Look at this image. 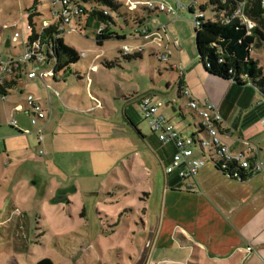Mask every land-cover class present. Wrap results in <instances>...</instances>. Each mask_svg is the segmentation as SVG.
<instances>
[{"label":"rangeland","instance_id":"obj_1","mask_svg":"<svg viewBox=\"0 0 264 264\" xmlns=\"http://www.w3.org/2000/svg\"><path fill=\"white\" fill-rule=\"evenodd\" d=\"M34 1L42 20L53 23L49 0H0V26L20 21ZM115 1L120 7L112 12L116 20L112 29L124 33L125 39H109L96 45L94 26L83 25L84 15L80 24L73 22L81 34L63 35L64 43L80 58L69 67L65 80H47L50 106L60 107L63 114L68 112L64 118L52 107L54 119L60 113L54 151L41 145L44 154L40 155L34 134H17L7 125L11 103L17 101L18 94L6 102L0 98V264H35L45 258L52 264H163L157 263L164 254L162 248L152 252L151 260V253L146 256L145 252L147 242L159 232L148 202L156 190L151 179L156 161L152 153H144L146 147L154 148L133 125L144 137L152 134L138 102L142 95H150L155 103H161L160 110H167L174 128L184 137L196 132L193 114L188 109L183 111L184 118L180 114L188 99H177L183 62L197 55L195 18L187 10L190 0H178L183 7L176 6L177 0H164L176 12L151 16L142 6L126 12L122 6L126 0ZM198 3L206 5L207 16L212 15L208 0ZM89 5L84 3L86 8ZM144 28L155 32L158 44L151 41L152 36L143 38L140 32H134ZM4 36L11 34L7 31ZM123 44L143 48L142 58L125 60L119 50ZM21 46L20 38L12 48L0 45V52L12 54ZM168 50V61L149 54ZM250 54L264 73V41L255 43ZM103 60L114 64L106 68ZM95 64L97 69L87 77L88 67ZM22 82L28 89L24 94L48 97L41 79L23 77ZM14 118L19 120V115ZM23 127H31L27 117H23ZM200 139L207 141L203 132ZM4 142L14 154L9 159L3 152ZM34 175L44 181L35 180ZM69 183L77 185L76 192H55L56 187ZM16 216H20L21 224L15 222Z\"/></svg>","mask_w":264,"mask_h":264},{"label":"crops","instance_id":"obj_2","mask_svg":"<svg viewBox=\"0 0 264 264\" xmlns=\"http://www.w3.org/2000/svg\"><path fill=\"white\" fill-rule=\"evenodd\" d=\"M149 14L156 15L151 12ZM177 48H180L179 45ZM183 64L185 69L181 73L182 86L188 95L177 93V99L190 97L199 103L213 104L221 115V121L218 124L221 139L230 152L233 155L240 153L247 155L251 164L259 159L264 166V92L250 83L238 85L209 75L198 55L187 59ZM94 67L97 69L96 64ZM20 85L23 91L14 94H18L17 101H21L24 91H28L21 80ZM47 95L46 99L38 97L44 108L51 105V93L47 92ZM52 99L55 97L53 96ZM52 107L55 112L61 110L56 105ZM52 107L50 106L49 118L43 127L41 142L32 132L34 127L31 124L30 128L23 127V117L24 119L27 117L29 121L28 115L14 114V116L19 115V120H16L18 127L29 130L30 133L26 135H35L38 153L41 145L49 151L50 149L54 151L55 148L59 124L57 118L61 111L55 114L54 119ZM185 109L193 114L195 120L193 126L196 132L191 136L198 139L203 132L199 131L200 119L188 106L183 110L180 109L182 118L185 117L183 114ZM160 111L172 124L167 116V110ZM66 113L68 112L64 111V114L63 112L61 114L64 116ZM7 125L12 128L8 121ZM130 125L133 124L130 123ZM133 128L143 140L148 139L152 144L154 150L146 147L144 153H152L156 161L155 176H151L152 182L155 181L156 190L152 191L148 202L151 207L150 215L155 219L159 232L153 241H148L146 244V256L151 253L149 260L152 258V252L155 253L162 248L164 254L158 258L157 263L264 264V179L262 174L251 173L244 180L231 178L218 169L213 162L211 150L206 149L203 151L205 162L196 174L189 179H179L176 173L166 174L164 171L174 153L173 144H161L154 133L151 132L152 134L144 137L134 126ZM12 129L17 134H21L15 128ZM177 132L182 135L181 131ZM11 150L4 142L3 152L8 159L14 155ZM48 154L47 151L46 155ZM4 166L6 169L9 168L6 163ZM244 171L245 174L250 173L248 170ZM34 179L44 181L42 177L36 175ZM76 190L77 185L69 183L66 187H56L55 192L74 193ZM19 217L16 216L15 222L21 224Z\"/></svg>","mask_w":264,"mask_h":264},{"label":"built area","instance_id":"obj_3","mask_svg":"<svg viewBox=\"0 0 264 264\" xmlns=\"http://www.w3.org/2000/svg\"><path fill=\"white\" fill-rule=\"evenodd\" d=\"M49 13L55 19H61L62 24L58 34L52 38H44L43 28L48 27L51 23L42 20L40 12L36 9L38 15L33 17L32 23L28 21V12L25 10L20 21L9 22L0 26V45L4 48H12L13 43L21 38L22 46L20 51L12 54H2L0 52V98L6 102L8 97L16 93H21L20 80L23 77L28 79H41L47 88V92L51 93L50 86L47 80L55 75V63L48 61V54L52 53V48L55 45V37H63L65 32H78L81 34L80 27H76L73 22L80 24L81 17L85 11L81 4L72 0H49ZM225 3L228 0H220ZM234 2V7L230 16L225 17L226 21L237 19L242 24H245L250 34L256 23L249 17L248 10L255 2L264 9V0H231ZM197 0H190L187 4V9ZM125 8L128 11H133L139 6L144 7L152 14L157 12L175 13V7L167 5L164 0H126L124 1ZM183 7L177 0L176 6ZM31 7V6H30ZM107 14L108 11L104 10ZM195 18L194 25H198L199 19L204 18L203 14L193 12ZM56 22V21H54ZM53 22V23H54ZM34 30V32H33ZM10 32L11 36L5 37V32ZM143 38L152 36L153 42H159L155 37V32L147 28L138 30ZM33 33L36 37H33ZM8 40V45L5 43ZM177 47V43L174 42ZM141 47H130L123 44L119 49L123 54H133L135 51H141ZM155 49V48H154ZM156 50V49H155ZM159 61H168L170 58V51H163L162 53H154ZM99 58H94L97 61ZM95 65L88 67L86 76L89 77V72H92ZM56 78L60 80V74H56ZM53 93L57 98H60L59 92L54 89ZM184 96L188 95L186 90ZM188 107L196 113L200 119V128L206 134L207 141L203 139H196L193 136L183 137L180 135L173 125L169 122L168 118L159 109V103H155L154 98L150 95H142L139 99V107L142 117L147 121L149 129L156 135L157 140L161 144H173L174 153L170 162L165 166L164 171L166 174L176 173L180 179H189L193 177L198 169L204 164L205 158L203 151L210 149L213 157L222 159L223 162L235 161L237 165L248 170L250 173H261L264 179V166L261 160L256 159L251 164L248 156L242 153L233 155L228 146L222 141L218 124L221 121V115L217 108L210 102L199 103L196 100L187 97ZM49 100V98H48ZM11 117L8 124L15 128L18 133L28 134L29 130L19 128L14 118L15 113H24L29 117V123L34 127L32 131L39 142L43 140V127L49 118L50 106L44 108L41 106L39 99L31 93L24 94L21 101L12 104ZM43 153L42 150L39 151ZM224 167V165H221ZM249 173V174H250Z\"/></svg>","mask_w":264,"mask_h":264},{"label":"trees","instance_id":"obj_4","mask_svg":"<svg viewBox=\"0 0 264 264\" xmlns=\"http://www.w3.org/2000/svg\"><path fill=\"white\" fill-rule=\"evenodd\" d=\"M72 1L79 2L85 11L83 25L87 27L94 26V41L96 45L101 46L104 41L109 39L123 40L126 38L124 33L112 29V26L116 24L112 12L119 11L120 4L118 2L115 0ZM208 1L211 6V16L205 14L206 5H200L198 0L187 9L192 15L193 12H197L204 16L203 19H199L200 23L198 25H194V33L196 52L206 72L211 76L238 85L250 83L258 90L264 92V73L261 67H259L258 62L251 58L250 54L251 48L255 43L260 44L261 41H264V9L255 2L252 3V7L248 10V15L256 25L251 30V33L248 34L246 25L239 22V20H225V17L230 16L234 7L233 1L228 0L225 3H221L220 0ZM84 3H90V5L86 8ZM36 4L37 1H34L31 7L26 9L29 14L27 18L30 23H32L33 17L38 15ZM96 6L106 7L107 9ZM122 6L126 12H129L125 8L124 1ZM104 10H107L108 13L105 14ZM55 21L48 27L43 28L44 38L50 39L59 33L62 21L58 18H55ZM32 25L35 27L34 23ZM137 31L135 30L134 32ZM34 37H36V34L33 33L32 38ZM54 39L55 45L52 48V53L48 54V61L55 63V75L51 78L58 80L56 74L59 73L60 80H65L68 76L67 73H69V67L75 64L80 56L76 50L64 43L63 37H55ZM149 54L150 56H155L152 52ZM122 57L125 60L140 59L142 58V53L135 51L133 54H124ZM101 63L106 68H111L114 64V62L104 60ZM181 76L182 74H179L178 94L185 92ZM77 77L80 78L79 75ZM137 132L139 131L137 130ZM213 162L219 170L231 178L244 180L251 175V173L245 174L244 169L240 168L235 161L225 163L222 159L219 160L213 157ZM221 165H224V167ZM35 264H52V261L45 258L37 261Z\"/></svg>","mask_w":264,"mask_h":264},{"label":"water","instance_id":"obj_5","mask_svg":"<svg viewBox=\"0 0 264 264\" xmlns=\"http://www.w3.org/2000/svg\"><path fill=\"white\" fill-rule=\"evenodd\" d=\"M5 45H6V46L8 45V40L6 41Z\"/></svg>","mask_w":264,"mask_h":264}]
</instances>
